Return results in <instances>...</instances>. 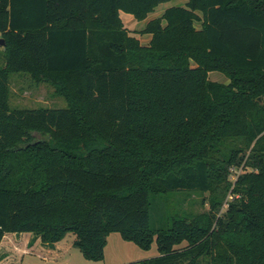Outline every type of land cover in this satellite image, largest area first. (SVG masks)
Listing matches in <instances>:
<instances>
[{
    "label": "trees",
    "instance_id": "trees-1",
    "mask_svg": "<svg viewBox=\"0 0 264 264\" xmlns=\"http://www.w3.org/2000/svg\"><path fill=\"white\" fill-rule=\"evenodd\" d=\"M167 1L0 0V242L28 232L53 247L72 232L101 260L118 232L156 242L128 264H264V0L169 6L147 43L120 18ZM11 74L66 107H11ZM172 194L180 209L152 225ZM193 194L207 210L184 207Z\"/></svg>",
    "mask_w": 264,
    "mask_h": 264
},
{
    "label": "rangeland",
    "instance_id": "rangeland-1",
    "mask_svg": "<svg viewBox=\"0 0 264 264\" xmlns=\"http://www.w3.org/2000/svg\"><path fill=\"white\" fill-rule=\"evenodd\" d=\"M186 1L187 0H169L160 3L143 20H136L132 15L125 12H120V18L124 26L132 31L133 34L140 39V42H145L149 35L142 34L140 31L145 26L147 20L161 16L164 10L169 6L185 5ZM208 77L213 81L227 82L226 76L218 71L209 72ZM9 81V104L11 107H66L65 100L60 96L54 95L52 87L45 83L36 84L24 74H11ZM243 171V164L236 168H232L230 175L231 180L234 181L237 175ZM200 199V195L193 194L185 201L184 207L192 211L207 210L208 204L202 206ZM227 200H231L229 194ZM181 204L182 195L180 194L160 196L158 203H156L151 213L152 225H159L160 221L165 219L164 217L166 214L179 210ZM223 211L224 206L220 210V213H223ZM31 238L32 234L28 232L6 233L5 238L1 242L0 255L5 253L7 258L1 264H128L130 262H140L158 255L155 241L151 243L149 248L143 249L131 241L124 240L118 232H111L107 235L104 257L101 260H89L84 258L80 250L73 245L76 236L72 232L66 234L57 248L43 245L38 240L31 244L29 243Z\"/></svg>",
    "mask_w": 264,
    "mask_h": 264
},
{
    "label": "crops",
    "instance_id": "crops-1",
    "mask_svg": "<svg viewBox=\"0 0 264 264\" xmlns=\"http://www.w3.org/2000/svg\"><path fill=\"white\" fill-rule=\"evenodd\" d=\"M149 38H150V36L146 38V41H145V42H141V43H147V42L149 41ZM139 40H140V39H139ZM5 236H6V234L3 236L2 240L5 238ZM2 240H1V242H2ZM36 240L40 241L39 239H36ZM36 240H35V241H36ZM35 241H34V242H35ZM60 241H61V240H60ZM60 241L57 242V243H55L54 246H53L52 248H57V246L60 245ZM1 242H0V247H1ZM0 258H1V259H0V264H1V263H3V262L6 260L7 255H5V253H2V254L0 255Z\"/></svg>",
    "mask_w": 264,
    "mask_h": 264
},
{
    "label": "water",
    "instance_id": "water-1",
    "mask_svg": "<svg viewBox=\"0 0 264 264\" xmlns=\"http://www.w3.org/2000/svg\"><path fill=\"white\" fill-rule=\"evenodd\" d=\"M4 39L2 37H0V45L3 46L4 45Z\"/></svg>",
    "mask_w": 264,
    "mask_h": 264
},
{
    "label": "built area",
    "instance_id": "built-area-1",
    "mask_svg": "<svg viewBox=\"0 0 264 264\" xmlns=\"http://www.w3.org/2000/svg\"><path fill=\"white\" fill-rule=\"evenodd\" d=\"M231 198V197H230ZM227 204L225 203L224 207L226 206Z\"/></svg>",
    "mask_w": 264,
    "mask_h": 264
}]
</instances>
